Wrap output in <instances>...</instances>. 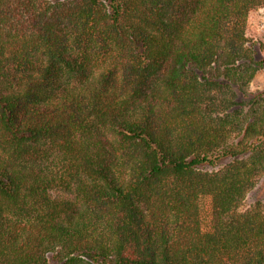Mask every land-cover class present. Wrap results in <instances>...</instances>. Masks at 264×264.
I'll return each mask as SVG.
<instances>
[{"label": "trees", "instance_id": "trees-1", "mask_svg": "<svg viewBox=\"0 0 264 264\" xmlns=\"http://www.w3.org/2000/svg\"><path fill=\"white\" fill-rule=\"evenodd\" d=\"M261 7L0 0V264H264Z\"/></svg>", "mask_w": 264, "mask_h": 264}, {"label": "rangeland", "instance_id": "rangeland-1", "mask_svg": "<svg viewBox=\"0 0 264 264\" xmlns=\"http://www.w3.org/2000/svg\"><path fill=\"white\" fill-rule=\"evenodd\" d=\"M250 32L251 35H264V7H261L252 13L250 20ZM256 86L257 85H254V87ZM260 86H264V76L262 77V85ZM259 196H264V181H261L258 187L249 193L246 205L253 203ZM50 264H53V262Z\"/></svg>", "mask_w": 264, "mask_h": 264}]
</instances>
